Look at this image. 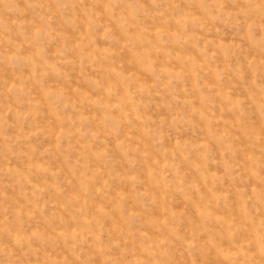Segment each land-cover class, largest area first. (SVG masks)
I'll return each mask as SVG.
<instances>
[{"label":"rangeland","instance_id":"374dc122","mask_svg":"<svg viewBox=\"0 0 264 264\" xmlns=\"http://www.w3.org/2000/svg\"><path fill=\"white\" fill-rule=\"evenodd\" d=\"M0 264H264V0H0Z\"/></svg>","mask_w":264,"mask_h":264}]
</instances>
